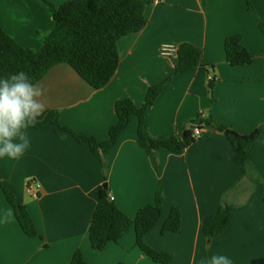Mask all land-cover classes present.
<instances>
[{"label":"crops","instance_id":"1","mask_svg":"<svg viewBox=\"0 0 264 264\" xmlns=\"http://www.w3.org/2000/svg\"><path fill=\"white\" fill-rule=\"evenodd\" d=\"M157 1L146 8V27L118 41V71L101 90L69 65L50 69L37 83L46 105L40 116L57 110L62 126L107 141L118 122L116 102L130 99L141 106L149 88L174 72L178 48L190 43L202 51L204 69L166 84L143 129L153 137H181L200 125L201 137L182 153L161 149L154 159L138 144L139 119L132 116L103 164L70 133L57 134L50 124L28 127V149L19 159L0 157V176L26 206L38 236L23 233L0 186V264H72L78 251L88 264H159L137 246L134 229L103 251L91 248L89 227L99 202L95 190L105 183L129 218L144 209L154 220L145 243L172 255L169 264H209L213 255H224L231 264H264V189L253 182L264 180V138L251 145L254 169L242 177L236 148L215 129L226 126L241 135L264 130V34L247 0ZM49 2L58 7L65 0ZM249 2L264 22V0ZM53 12L42 0H0V27L17 44L38 51L41 37L55 27ZM232 35L242 37L254 58L250 65H228L225 41ZM209 75L217 79L213 98ZM160 185L165 201L158 212ZM175 207L182 214L181 229L162 234ZM222 208L229 212L228 228L208 239L203 223Z\"/></svg>","mask_w":264,"mask_h":264},{"label":"trees","instance_id":"2","mask_svg":"<svg viewBox=\"0 0 264 264\" xmlns=\"http://www.w3.org/2000/svg\"><path fill=\"white\" fill-rule=\"evenodd\" d=\"M53 8L54 29L41 37L40 50L34 51L17 44L0 27V78H8L12 74L24 72L30 82L37 84L53 67L66 64L92 88L101 90L114 77L118 71L120 57L117 43L122 38L139 33L147 25L145 11L152 4V0H65L56 7L43 0ZM248 8L257 19L259 29L264 34V22L256 15L249 0ZM226 61L231 67H242L253 62L252 54L243 46L240 35H232L225 41ZM178 64L174 72L162 83L149 88L146 98L141 106H137L130 99H122L115 104V113L118 122L109 129L107 141H98L94 137L83 133H76L62 126L61 114L51 110L37 117V123L32 128H41L52 125L57 134L65 131L82 144L90 146L104 164L111 150L116 146L120 135L127 129L132 116L139 119L137 142L148 155L154 159L158 151L167 149L173 153H182L196 140L191 131L184 132L183 136L153 137L144 133V120L150 107L158 99L166 84L177 75L196 69H204L202 64V51L190 43H183L177 51ZM215 77V76H214ZM217 82L216 77L208 83L209 92L213 98V90ZM206 124L212 125V121ZM201 128L200 125H195ZM194 126V127H195ZM225 135L228 141L236 148L242 166V177L250 169H254L248 151L251 145L264 138V130H256L250 135H241L226 126L215 128ZM257 185L264 189V180L261 177L253 179ZM0 186L23 233L28 237H37L38 233L34 222L25 205L2 182ZM99 202L94 210L90 227L89 242L95 251H103L108 243H118L119 240L134 229L137 246L152 261L159 264H169L173 260L170 254L158 251L145 243L146 236L154 229L155 222L146 210L140 209L135 219L129 218L118 206L109 201L108 189L104 186L96 188ZM165 201V193L160 185L155 196V208L161 212ZM229 223V212L222 208L217 214L203 223V232L208 239L223 235ZM182 214L175 207L162 227V234L177 233L181 229ZM72 264H88L81 252L75 253Z\"/></svg>","mask_w":264,"mask_h":264},{"label":"clouds","instance_id":"3","mask_svg":"<svg viewBox=\"0 0 264 264\" xmlns=\"http://www.w3.org/2000/svg\"><path fill=\"white\" fill-rule=\"evenodd\" d=\"M44 89L24 72L0 78V157L19 159L29 147L25 129L34 126L46 109ZM209 264H231L224 255H213Z\"/></svg>","mask_w":264,"mask_h":264},{"label":"built area","instance_id":"4","mask_svg":"<svg viewBox=\"0 0 264 264\" xmlns=\"http://www.w3.org/2000/svg\"><path fill=\"white\" fill-rule=\"evenodd\" d=\"M152 3H153V0H152ZM155 3L158 4L159 1L155 0ZM214 78H215V77H214L213 75H209V76H208V83H209L210 81H213ZM192 133H193V138H194V140H197V139H199V138L201 137V135H202V130H201L200 127L195 126V127L193 128ZM28 190H29L30 192H32V193H35V186H34V184H30V185H28ZM108 199H109V201H111V202L114 201V198H113L112 196H108Z\"/></svg>","mask_w":264,"mask_h":264},{"label":"water","instance_id":"5","mask_svg":"<svg viewBox=\"0 0 264 264\" xmlns=\"http://www.w3.org/2000/svg\"><path fill=\"white\" fill-rule=\"evenodd\" d=\"M103 186H104L105 189H107V184L106 183Z\"/></svg>","mask_w":264,"mask_h":264},{"label":"rangeland","instance_id":"6","mask_svg":"<svg viewBox=\"0 0 264 264\" xmlns=\"http://www.w3.org/2000/svg\"><path fill=\"white\" fill-rule=\"evenodd\" d=\"M43 1V0H42Z\"/></svg>","mask_w":264,"mask_h":264}]
</instances>
